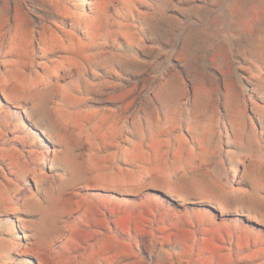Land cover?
I'll list each match as a JSON object with an SVG mask.
<instances>
[{
	"label": "rangeland",
	"instance_id": "obj_1",
	"mask_svg": "<svg viewBox=\"0 0 264 264\" xmlns=\"http://www.w3.org/2000/svg\"><path fill=\"white\" fill-rule=\"evenodd\" d=\"M0 264H264V0H0Z\"/></svg>",
	"mask_w": 264,
	"mask_h": 264
}]
</instances>
